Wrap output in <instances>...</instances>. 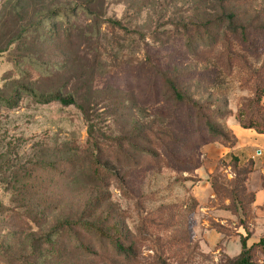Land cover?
Instances as JSON below:
<instances>
[{
    "label": "rangeland",
    "instance_id": "374dc122",
    "mask_svg": "<svg viewBox=\"0 0 264 264\" xmlns=\"http://www.w3.org/2000/svg\"><path fill=\"white\" fill-rule=\"evenodd\" d=\"M230 24L264 27V0H0V264L241 253L239 220L218 225L191 195L218 135L176 113L165 82L224 126L264 74V41L255 55ZM49 96L75 105L40 102Z\"/></svg>",
    "mask_w": 264,
    "mask_h": 264
},
{
    "label": "trees",
    "instance_id": "16d2710c",
    "mask_svg": "<svg viewBox=\"0 0 264 264\" xmlns=\"http://www.w3.org/2000/svg\"><path fill=\"white\" fill-rule=\"evenodd\" d=\"M230 21L232 18H227ZM209 29V27H207ZM229 34L236 39L239 44L245 48H249L255 55H259L260 45L264 41V27H259L253 30L245 27H235L230 24ZM207 29V30H208ZM209 41H213L210 33H207ZM232 58L231 54H228L227 60ZM264 72V64L260 69V72ZM167 89L171 92L174 100L175 112H180L183 108L186 110L187 117L191 121V125L195 124V118L201 116L200 121H204L207 128L210 129L218 137L212 141L214 144H220L226 148L232 149L235 146V138L228 130L226 123L224 126L215 127L212 117L210 115H204L205 110L203 105L197 104L193 99L188 98L173 81L165 79ZM40 102L50 103L59 102L64 106L75 105L74 100L59 98L57 96H49L47 98H41ZM232 117V115H228ZM236 122L246 130H253L257 134L264 135V74L258 76L254 86V99L248 104L244 105L237 114L233 116ZM202 124L199 122L197 128ZM219 126V125H218ZM229 162H222L220 164V171L215 173L209 178L211 189L220 202L228 201V205L220 206L219 208L229 212L232 216L236 217L240 227H245L247 219L252 213V206L255 201L254 193L248 191L246 187L247 180L250 174L253 172V166L248 164L247 166H240V160L238 157L230 154ZM177 165V162L175 163ZM182 167H186V164H178ZM230 168V173L233 178L228 179L223 173ZM264 191V181L262 184ZM249 234L247 237H240L241 253L239 256L228 259L229 264H264L259 262L257 254H260L264 258V231L263 235L257 243L248 245Z\"/></svg>",
    "mask_w": 264,
    "mask_h": 264
},
{
    "label": "crops",
    "instance_id": "0c3cea01",
    "mask_svg": "<svg viewBox=\"0 0 264 264\" xmlns=\"http://www.w3.org/2000/svg\"><path fill=\"white\" fill-rule=\"evenodd\" d=\"M226 126L235 138V146L229 149L216 143L202 148V162L194 175L198 179V184L193 188L191 195L198 204V211L203 216L211 218L218 225L236 227L234 216L219 207L213 206V204L217 203V198L211 189L209 178L221 170L220 164L222 162H229L228 157L230 154L239 158L240 166L251 164L253 172L247 180L246 187L249 192L254 193L255 201L252 206L253 220L249 225L250 230L247 242L253 245L259 241L264 231V191L262 188L264 181V135L257 134L253 130L243 129L234 117L228 118ZM223 173L229 178L231 175L230 168ZM201 187L207 190V201L203 200V194L199 192ZM228 203V201L224 202L225 205H228ZM205 226L209 227L208 225ZM234 229L238 233V238H233L232 242L240 241L241 236H248L242 233L244 232L242 227ZM210 232H215V230L211 229ZM221 238L222 236L218 235L217 239L220 240Z\"/></svg>",
    "mask_w": 264,
    "mask_h": 264
}]
</instances>
